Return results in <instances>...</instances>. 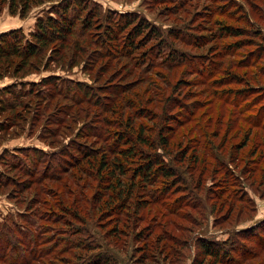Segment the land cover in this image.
Segmentation results:
<instances>
[{"label": "rangeland", "instance_id": "obj_1", "mask_svg": "<svg viewBox=\"0 0 264 264\" xmlns=\"http://www.w3.org/2000/svg\"><path fill=\"white\" fill-rule=\"evenodd\" d=\"M8 3L0 32L75 26L0 75V264H264V0Z\"/></svg>", "mask_w": 264, "mask_h": 264}, {"label": "trees", "instance_id": "obj_2", "mask_svg": "<svg viewBox=\"0 0 264 264\" xmlns=\"http://www.w3.org/2000/svg\"><path fill=\"white\" fill-rule=\"evenodd\" d=\"M31 0H9L8 6H9V11L12 14H19L21 17H25L26 13H27V8H28V2ZM22 2L23 6L20 7V3ZM70 7V5H66L64 6V9L67 11V9ZM57 12V11H56ZM60 17L62 16V18L59 17H55L52 16L50 14L47 15V17L45 19L43 18H38L36 21V26H35V30L30 32V37L28 38L22 31L21 28H12L10 30H6V31H2L0 32V75L2 73H4L8 68H10V66L13 64V60L12 58H19V62L17 63L18 67H24L25 65H27L29 63V59L32 57H36L37 55H39L41 53L42 50V46L44 44H48L50 41H52L53 39H66V36L70 33L73 32V27L75 26L74 22L71 21H64V17L67 18V14H61V12H58ZM220 31L222 33L228 34V35H238L240 32L238 28H235L233 26H223L220 28ZM238 32V33H237ZM107 35L109 36L110 39H114L112 37H114L113 32L111 30L107 31ZM129 43H131V45H134V40L130 37V40H128ZM17 69H20L18 68ZM233 79H239L237 76H231ZM12 86H4L2 88H0V93H13V91L11 90ZM14 90V89H13ZM246 91V88L236 91L238 94H244V92ZM123 100V99H122ZM121 100V102H122ZM0 102H2L0 100ZM6 104H9L8 102ZM119 104V103H118ZM1 105V103H0ZM127 126H131L134 127L133 125V121L127 120L126 122ZM164 135H161L160 138L163 139ZM122 137H118L116 138V141H121ZM127 139V138H126ZM142 141H144L142 139ZM145 144V143H144ZM122 153L121 155H124L125 157L132 155L133 150H129L126 148H121L119 150V153ZM82 154V152H81ZM83 155V154H82ZM102 161H106L104 162V164L102 165L103 167L101 168V170H103L104 168L107 169V171L109 172V176L110 177H115V168L113 167L114 165L116 166V159L109 161L108 159L102 160ZM101 161V162H102ZM155 160L151 159V160H147V162H145L144 166H142L139 169V174L138 175H142L143 173H147V175H149V172L152 170V166ZM101 162L99 161V163L101 164ZM148 162H151V164H148ZM92 163L96 169H98L100 167V164L95 163V162H90ZM158 163V162H156ZM120 164V162H119ZM156 167H159L158 169L160 171H162L163 174L168 175V176H172L175 175L174 173H171L170 169L167 168L166 166H164L163 164H157ZM117 183L118 185L116 186H112L113 188V192L111 193V195H109L107 197V199L111 198L110 202H107V200L103 201L102 204L98 203L99 207H105L104 209H106L104 211L107 212L109 210H114L113 214H115L116 211H118V209L124 207V209H129L131 207V205L133 204L132 201H129L130 198L132 197L133 191H134V187H135V182L133 180H130L129 185H125L123 183V180H121V178H117ZM139 185V184H138ZM119 186H125L124 189L122 190H118ZM143 187V186H142ZM125 192V195L122 199L118 200V202H116L115 204V199L118 198V196L120 194H123ZM117 196V197H116ZM108 205V206H107ZM135 205H137V203H135ZM139 206V205H137ZM109 208V209H108ZM68 211V210H67ZM136 211L134 212L133 216H135ZM103 214V213H102ZM126 216H130L129 212H127L125 214ZM137 216H135L136 218ZM110 231V229L108 230ZM204 246V249L210 254L212 255L215 260L219 263L221 261V257L218 258V254L221 253V249H217L214 248L210 245H208V243H204L202 244ZM225 251V250H224ZM223 253H221V255H223ZM220 255V256H221ZM110 258L109 257H103V256H98L93 260H89V263L92 264H110Z\"/></svg>", "mask_w": 264, "mask_h": 264}]
</instances>
